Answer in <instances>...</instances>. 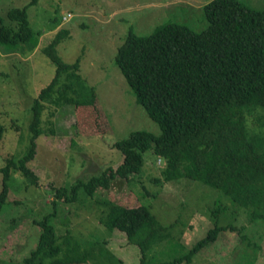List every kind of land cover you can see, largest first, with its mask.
<instances>
[{"label":"rangeland","instance_id":"374dc122","mask_svg":"<svg viewBox=\"0 0 264 264\" xmlns=\"http://www.w3.org/2000/svg\"><path fill=\"white\" fill-rule=\"evenodd\" d=\"M28 1L0 0L1 25L8 24V10L21 8ZM209 1L38 0L26 8L37 41L32 51L25 45L7 48L0 43V123L4 128L0 137V168L7 158L16 160L25 153L32 100L54 75V66L40 51L58 31H69L56 46L58 56L66 64L78 62L80 80L95 89L97 104L76 115L69 104L44 103L40 115L43 133L37 136L35 160L28 163L37 173V186H30L18 169L9 171L7 198L0 207V264H19L29 255L36 246L37 221L43 216H48L62 248L57 258L47 259L44 264L65 254L69 236L71 247L77 242L81 253L92 250L98 254L101 247L116 258V264H140L138 246L121 240L103 223L107 214L103 202L124 203L120 196L128 193L136 198L134 203L149 207L159 222L167 226L169 238L188 250L214 225L232 226L220 231L216 241L202 248L191 264H264V219L253 215L264 214V198L255 206L244 207L197 180L180 178L166 182L161 174L164 160L151 150L144 154L142 172L126 183L117 182L91 196L80 190L73 202L54 196L57 187H65L70 195V187L83 177L109 167L115 169L123 155L114 142L130 131L161 132L114 64L117 48L128 30L149 35L157 26L175 22L201 31L207 25L203 6ZM240 1L264 8V0ZM254 115H248L247 122ZM103 118L110 128L97 132ZM71 119H75V125L65 122ZM251 126L256 128L254 121ZM157 178L163 182L159 183ZM177 242L173 241L171 246ZM171 246L166 240L149 251L147 263L162 264L160 261L173 258L176 249ZM89 260L86 264H95Z\"/></svg>","mask_w":264,"mask_h":264},{"label":"trees","instance_id":"16d2710c","mask_svg":"<svg viewBox=\"0 0 264 264\" xmlns=\"http://www.w3.org/2000/svg\"><path fill=\"white\" fill-rule=\"evenodd\" d=\"M37 3L29 0L21 8L8 10L7 25H1L0 19L2 45H25L32 51L37 41L26 8ZM203 10L207 25L198 32L175 22L159 25L149 35L128 30L117 48L114 64L161 132L130 131L114 142L123 155L115 169L109 167L83 177L70 187V195L65 187H57L56 198L73 202L80 190L91 196L117 182H128L142 172L148 150L164 160L161 174L166 182L197 180L244 207L255 206L264 198V8L240 0H210ZM68 34L67 30L58 31L40 51L54 66V75L32 100L25 153L16 160L7 158L0 168V207L7 198L11 168L18 169L30 186H37V173L28 163L35 160L37 136L43 133L40 115L44 103L69 104L76 115L97 104L95 89L80 80L78 62L66 64L57 54L56 46ZM253 112L254 119L247 122ZM253 121L256 128L251 126ZM65 122L76 124L75 119ZM109 128L103 118L96 131L106 132ZM3 131L0 123V137ZM120 197L124 203L103 202L107 208L103 223L121 240L138 246L140 264H148V252L166 240L170 246L177 242L168 237L167 226L149 207L134 203L137 200L130 193ZM55 205L53 201V208ZM253 215L264 219L262 213ZM37 226L36 246L19 264H44L62 253L48 216L40 218ZM226 229L232 226L214 225L189 250L177 242L171 246L176 249L175 256L160 262L191 264L193 257ZM71 240L69 236L65 241V254L48 264H86L89 258L95 264H116L108 250L100 247L98 254L92 250L81 253L77 242L71 247Z\"/></svg>","mask_w":264,"mask_h":264}]
</instances>
